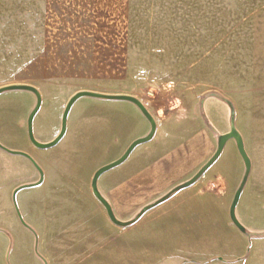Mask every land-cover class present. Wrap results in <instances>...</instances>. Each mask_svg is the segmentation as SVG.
I'll list each match as a JSON object with an SVG mask.
<instances>
[{
  "label": "rangeland",
  "instance_id": "rangeland-1",
  "mask_svg": "<svg viewBox=\"0 0 264 264\" xmlns=\"http://www.w3.org/2000/svg\"><path fill=\"white\" fill-rule=\"evenodd\" d=\"M46 3L0 0V88L36 84V67L47 49L56 63L62 55L58 53L79 44L89 46L91 54L82 57L96 67L122 58L125 67L119 73L128 84L123 95L144 96L150 100L148 106L143 103L149 112L155 113L157 106L175 110L176 119L196 122L201 100L215 95L229 112L223 130L221 125L212 128L216 150L219 136L231 130L233 115L251 162L236 209L245 232L230 218L246 174L235 140L226 144L211 175L197 181V187L171 191L146 211L147 207L128 219L117 216L129 224H114L95 197L92 180L97 170L124 155L140 129L134 128L131 135L104 134L103 119L110 121V110L89 111L84 102L91 97L70 111L68 132L59 145H33L34 165L45 174L42 185L24 188L40 180L33 165L31 175L28 166L19 163L6 175L2 168L0 258L4 256L7 264H264V0H129V22L122 24L83 22L78 19L82 13L73 21V6ZM68 5L72 4L64 6ZM122 46V56L108 52ZM103 78L96 77L99 83ZM54 85L50 96L41 94L34 120L39 142L56 134L55 140L62 130L65 95ZM84 91L111 95L79 92ZM5 93L0 94V143L21 151L30 143L17 125L28 135L36 104L24 112L25 99L32 102L35 96L22 90ZM84 117L96 131L74 135L72 120ZM5 154L12 161L22 158ZM15 177L13 198L8 181Z\"/></svg>",
  "mask_w": 264,
  "mask_h": 264
},
{
  "label": "crops",
  "instance_id": "crops-1",
  "mask_svg": "<svg viewBox=\"0 0 264 264\" xmlns=\"http://www.w3.org/2000/svg\"><path fill=\"white\" fill-rule=\"evenodd\" d=\"M45 1L47 2L46 5L50 6L49 3L51 2V5H55V7L58 8L73 6V18H70V20L73 21L77 20V14L80 15L82 13L84 16H79L78 19L83 22L109 21L120 24L129 22V0ZM65 4L72 5L64 6ZM86 7L88 8L87 10ZM64 17L65 16H63V18ZM59 18L60 17L57 16L54 20L59 22ZM100 47L107 48L103 43H101ZM88 48L89 46L87 45L82 46L78 44L72 45V49H70V51L66 52L63 49L64 51L58 53L62 55L58 58L56 63H53L54 61H50L49 54L51 55L52 52L47 49L46 55H43L40 62L37 64L36 74L40 75V77L36 78L37 83L32 86H34L40 94L43 95V98L45 94V97L50 96V86L53 87L55 86L54 84H57L62 87L65 95L63 96L62 101V112L65 111V103L70 100L76 91L95 90L94 92L107 93L111 95H123L128 93L127 81L123 80V73H119L120 71H123L125 67L124 63H122V58L120 62L116 59V63H113L114 65L112 64L113 66L100 64L96 67L93 66V64L86 62L85 58L82 57L84 54H91ZM108 50H110V48H108ZM122 50L123 46L122 48H115V51L108 52H112V55L114 53L115 55L118 54L122 56ZM70 54L71 57L67 56ZM82 63L85 65H82ZM28 73L32 76V68L30 71L28 70ZM115 73L119 75H115ZM98 75L101 78L104 76V81L99 83L96 79ZM30 93L35 96V101L30 102V100L28 101L25 99L26 107L24 112L29 111L33 107L34 102L37 104L36 95L32 92ZM4 94L6 93L4 92ZM134 97L146 104V106H148L150 102V100H146L144 96L141 98L139 95ZM84 98L91 97H83L81 99ZM81 99L75 102L71 111ZM91 99L93 100L84 102V105L88 107L89 111L94 112L95 110L98 111V109L110 110V114H107L110 115V117H108L110 118V121L103 119V121H105V126H103L106 128L104 134L131 135L133 129L139 127V132L136 135H132V142L133 140L135 141L144 137L150 132V122L139 111L140 109H138L135 104L120 100L108 101L98 100L95 98ZM123 102L131 103L132 106L127 107L123 104ZM157 108L158 107L156 106V109H154V111L156 110L155 113L150 109L157 125L154 138L151 141L138 146L122 165L108 171V174H106L107 172L104 173L98 181L100 192L112 206L116 217L119 216L121 219H128L137 214L141 209L154 206L155 204L152 205L153 202L193 178L216 152V138L212 128L215 125H217V127L218 125H221L223 126V130L226 127V120L229 113L225 105L220 103L215 95L214 97H207L201 100L200 118L196 122L189 117H184L181 120L176 119L177 112L175 110L169 109L166 112L161 109L157 110ZM123 109H130V112H124L122 111ZM32 110L33 109H31L30 114ZM79 120L80 121L77 120V122L72 120L71 129L74 135H77V132L78 134L83 135L93 134L96 131L91 129L92 127L96 129L97 126L95 127L90 125L91 121L89 117H84ZM20 126L21 124H19V126L17 125L18 128H16L20 133H22V135L27 137L30 144L26 149H22L23 151H19L0 143V161L4 162L0 166V178L1 173H3L2 168L5 170L3 175H6L7 169L13 165L17 166L18 163L22 164V166H28L30 175L31 173H34L32 169V165L35 167L33 163L34 157L31 155L33 144L29 139V133L27 135L25 131L20 129ZM67 132L68 131H66L65 136L67 135ZM223 132L224 131H221L220 133ZM6 134H10V132H6ZM55 136L56 134L53 135L51 139L40 142H52ZM8 151L23 152L29 157L19 155L22 156V158L12 161V159L5 154V152ZM27 163L29 164L27 165ZM216 163L203 175V177H201L202 179L211 175L210 172L214 169ZM42 173L43 179L39 185H42L45 182L44 171H42ZM200 179L197 183H199ZM17 181L18 179L16 177L8 181L9 185L13 184L11 187L14 192L13 198H15L16 190L14 189L17 187ZM197 183L186 189L197 187ZM0 264H7L4 256L0 258Z\"/></svg>",
  "mask_w": 264,
  "mask_h": 264
},
{
  "label": "water",
  "instance_id": "water-1",
  "mask_svg": "<svg viewBox=\"0 0 264 264\" xmlns=\"http://www.w3.org/2000/svg\"><path fill=\"white\" fill-rule=\"evenodd\" d=\"M16 90L29 91V92L34 93L37 97V104H36L35 108L33 109V111L31 112L29 119H28V133H29V139L32 142V144L39 149H50V148H53L59 144V142L63 139V137L66 134L68 117H69V114H70V111H71L73 105L75 104L76 101H78L79 99H81L83 97H93V98H101V99H109V100L128 101V102L135 104L140 109V111L143 113V115L146 117V119L150 122L151 130H150L149 134L145 137H142V138L135 140L129 146V148L126 150V152L124 153V155L121 158H119L115 162H112L106 166H103L99 170H97V172L95 173L93 180H92L93 193H94L95 197L100 201V203L106 209L110 220L114 224L119 225V226H124V225L129 224L130 222L124 223V222L120 221L115 216L114 211L112 209V206L110 205V203L106 200V198L102 195V193L99 190L98 181L104 173L122 165L130 157L132 152L138 146L145 144L154 138L155 133H156V129H157L156 121H155L154 117L152 116V114L145 107V105L140 100H138L137 98L131 97V96L102 95V94L87 92V91L79 92V93L75 94L69 100V102L65 108V111L63 114V121H62V130H61L60 134L57 136V138L55 140H53L52 142H49V143H40L39 141L36 140V138L34 136L33 125H34V119H35L36 115L38 114V112L41 108V105H42L41 94L35 87L27 86V85H12V86L0 88V94L7 92V91H16ZM231 122H232V126H231L230 132L219 136L217 150L214 153V155L210 158V160L198 171V173L193 178H191L189 181H187V182L179 185L178 187H176L171 193H174L178 190L185 189V188H188V187L194 185L219 160L220 156L222 155V153L226 147V144L230 140H235L236 144H237L238 151H239L240 155L242 156L244 163H245V166H246V174L244 177L243 184L237 190V192L234 196L233 202L231 204L230 218L239 230H241L242 232H245L244 226L239 222V220L237 218L236 209H237V206L239 204V201H240V198L242 195V190H243V188H244V186L248 180V177H249V174L251 171V162H250L248 154L245 150V144H244L243 137H242L241 133L235 127L233 115H232V121ZM8 152L11 154H15V155H22V156L29 157L27 154H25L23 152H18V151H8ZM33 163L36 165V163L34 161H33ZM37 168L41 174L40 182H38L37 184H33V185H26V186H24V188L33 187L34 185L41 184L42 179H43V173H42V170L38 167V165H37ZM171 193L168 194L167 196H165V198H163L161 201L167 199L171 195ZM149 208H152V206L147 207L146 209H144V211H146Z\"/></svg>",
  "mask_w": 264,
  "mask_h": 264
}]
</instances>
